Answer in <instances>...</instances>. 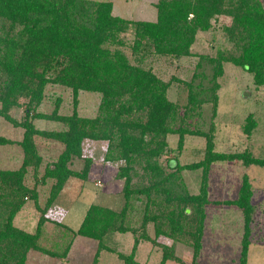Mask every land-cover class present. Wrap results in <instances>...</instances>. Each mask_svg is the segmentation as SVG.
I'll list each match as a JSON object with an SVG mask.
<instances>
[{"label":"trees","instance_id":"16d2710c","mask_svg":"<svg viewBox=\"0 0 264 264\" xmlns=\"http://www.w3.org/2000/svg\"><path fill=\"white\" fill-rule=\"evenodd\" d=\"M155 7L156 22H147L114 16L111 1L0 0V117L24 131L20 142L0 138V146L18 145L23 150L17 170L0 169V264H27L29 251L40 250L37 240L44 221L34 235L13 225L27 196L32 193V200L39 198L26 183L29 172L38 176L46 160L39 139L58 147L55 159L47 163L37 182L42 187L55 181L46 206L70 179H88L93 160L86 149L105 146L107 161L125 163L117 175L125 181V208L116 213L93 206L76 232L77 236L98 241L99 252L114 251L105 244L104 237L129 232L121 219L133 196H145L143 228L153 221L159 222L157 236L165 234L179 241L178 235L182 234L181 240L194 247L197 258L210 204L211 165L239 159L247 165L264 166L263 160L249 153L214 152L213 135L189 126L190 121L202 116V106L207 103L201 98L208 91L204 83L198 85L199 91L193 82L188 83V103L181 112L182 108L168 96L172 83L163 81L152 63L163 65L193 57L198 34L212 30L213 22L220 17H229L230 24L223 30L231 47L219 50L215 56H202L197 66L200 69L207 61L213 68L208 101L216 115L218 79L224 74L225 64L241 67L254 76L256 85H264L263 0H158ZM129 33L130 41L124 38ZM50 84L71 89L75 108L81 92L99 94L98 115L84 118L75 111L65 116L59 113V107L50 114L39 112ZM22 108L24 116L19 121L13 111ZM41 120L66 128L41 130L35 125ZM169 135L179 136L180 154L187 135L207 138L204 160L182 166L174 157L168 160L166 169L175 171L167 174L161 159L169 153ZM75 160L85 161L82 172L71 168ZM187 169L204 171L198 195H190L182 180L180 174ZM252 199V186L245 178L238 200L228 202L244 211L248 225L254 211ZM103 224L105 230L100 229ZM138 243L139 239L134 250ZM243 245L241 264H247L249 241L246 239ZM134 253L118 257L125 264H139ZM50 255L56 257L55 253ZM169 259L166 253L162 264Z\"/></svg>","mask_w":264,"mask_h":264},{"label":"rangeland","instance_id":"374dc122","mask_svg":"<svg viewBox=\"0 0 264 264\" xmlns=\"http://www.w3.org/2000/svg\"><path fill=\"white\" fill-rule=\"evenodd\" d=\"M111 1L114 5V16L132 20L156 22L158 0H96ZM264 4V0H263ZM229 17H220L209 32L199 33L192 48L193 57L183 58L177 62H165L163 65L152 62L158 76L165 82H171L169 99L180 106L181 112L188 103V83L197 87L203 82L208 91L201 96L207 100L202 106L201 117L190 121L189 126L195 131L213 135L214 152L221 154H251L253 158L264 161V85L258 86L254 76L241 67L231 63L224 65V74L218 79L219 106L216 115L211 97V78L213 68L207 61L198 69L202 56H215L219 50H226L231 43L225 37L223 28L230 24ZM132 40V33L124 35ZM128 52V50H127ZM150 61V60H149ZM204 74L206 78H203ZM78 106H74L71 89L50 84L46 88V97L38 109L39 112L52 113L59 107V113L71 116L75 111L84 118H95L99 113L101 96L97 93L81 92ZM0 104V108H1ZM25 108L14 110L13 116L23 120ZM41 130L61 131L65 125L51 121H36ZM249 130V131H248ZM24 131L0 117V138L20 142ZM38 145L45 156L41 172L34 175L31 170L27 176V185L37 191L39 198L32 200L33 194L27 196L26 204L16 215L15 228L37 234L40 222L41 234L37 245L27 255V264H125L119 254L128 257L134 253L139 264H162L164 256L170 259L165 264H241L243 243L249 241L247 264H264V166L247 165L242 160L219 161L211 165L209 175V201L206 207L205 230L202 249L195 257L194 247L182 241L170 238L165 234L157 236V224L150 222L143 228L146 206L145 196H133L126 208V216L121 221L127 233H115L104 237L105 244L113 252L100 251L99 242L77 236L76 232L83 224L93 206L106 208L120 213L126 206L124 193L125 181L117 175L124 162L106 160L105 146L90 147L86 154L93 160L87 180L70 179L50 206L51 187L47 183L41 187L40 180L44 168L51 159H55L58 147L49 145L44 140ZM169 153L161 159L164 168L168 160L178 157L182 166L202 162L207 153V138L198 135H187L182 153H178L179 136H168ZM56 150V151H55ZM61 151V150H60ZM23 150L17 146H0V169L17 170L22 164ZM85 161H77L72 169L82 172ZM175 170L166 169L167 174ZM190 195L200 193L203 169L183 170L180 174ZM245 178H248L253 191L252 213L249 225L242 209L234 204L238 200ZM138 180H135V183ZM39 182V183H37ZM104 225L100 229H104ZM168 230V228H165ZM145 233V237L143 234ZM137 244L135 250L134 247ZM46 252L55 253L56 257Z\"/></svg>","mask_w":264,"mask_h":264}]
</instances>
